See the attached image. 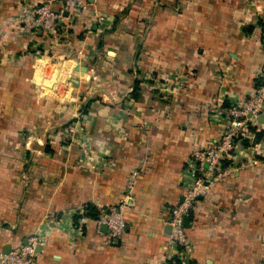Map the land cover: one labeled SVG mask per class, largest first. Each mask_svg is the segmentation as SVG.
Wrapping results in <instances>:
<instances>
[{
	"label": "crops",
	"instance_id": "1",
	"mask_svg": "<svg viewBox=\"0 0 264 264\" xmlns=\"http://www.w3.org/2000/svg\"><path fill=\"white\" fill-rule=\"evenodd\" d=\"M43 1L0 0V252L36 234L38 264H168L189 156L218 144L225 108L264 73V0H84L56 44L15 21ZM249 130L187 217V264H264V111ZM123 198L125 231L109 240L85 207Z\"/></svg>",
	"mask_w": 264,
	"mask_h": 264
},
{
	"label": "built area",
	"instance_id": "2",
	"mask_svg": "<svg viewBox=\"0 0 264 264\" xmlns=\"http://www.w3.org/2000/svg\"><path fill=\"white\" fill-rule=\"evenodd\" d=\"M56 2L61 8L55 7ZM86 8L87 4L84 0H44L38 5L25 9L15 21L17 25L24 23V30L33 35L36 31L44 32L56 44L65 30V13L76 14ZM260 41L264 54V34L261 35ZM33 48L35 49L34 45ZM259 80L261 85L253 89L246 101L231 104L225 108L226 129L218 144L193 152L186 162L183 173L187 183L184 188L183 201L173 208H168L169 233L166 241L172 250L168 264H176V262L187 264L190 260L191 245L187 239L183 219L188 217L197 198L206 194L209 185L219 182L231 173L232 164L224 168L221 166L224 154L234 150L236 146H242V140H249L252 137L249 128L257 123L258 117L264 111V73L260 74ZM78 143L81 145V158H87V143L85 141L80 143V140ZM258 157L264 161V147L258 150ZM250 165H252V161L246 160L239 167ZM137 175L138 173L134 171L131 176L134 178ZM125 208V199L123 198L115 205L100 209L98 217L92 220L95 231L99 233L100 228L105 226L109 240L121 238L126 227ZM78 213L83 215L82 212ZM86 221L87 218L82 217V223ZM45 245L46 236L31 235L24 244L12 247L6 254L0 252V264H38L36 250Z\"/></svg>",
	"mask_w": 264,
	"mask_h": 264
},
{
	"label": "trees",
	"instance_id": "3",
	"mask_svg": "<svg viewBox=\"0 0 264 264\" xmlns=\"http://www.w3.org/2000/svg\"><path fill=\"white\" fill-rule=\"evenodd\" d=\"M262 34H263V32H262ZM139 83H140V81H138V80H136L134 82V85H133V91L134 92L138 91ZM259 85H261V81L259 79L255 80L254 81V88H256ZM253 132H254V135H255V137H254V141L255 142H257V141H259V140L264 138V130L259 131V132H255V131H253ZM241 145L246 147L248 145L247 140H242V144ZM228 165H229V161L221 160L222 168L227 167ZM85 211L86 212H85V214L83 216L87 217L88 219L94 220V219H96L98 217V213H96L95 209L92 206H90V205L85 207ZM190 211H189L188 215L190 214ZM75 219H77V218H75ZM176 264H178V262H176Z\"/></svg>",
	"mask_w": 264,
	"mask_h": 264
},
{
	"label": "rangeland",
	"instance_id": "4",
	"mask_svg": "<svg viewBox=\"0 0 264 264\" xmlns=\"http://www.w3.org/2000/svg\"><path fill=\"white\" fill-rule=\"evenodd\" d=\"M101 20V19H100ZM64 35V34H63ZM63 35H61V37L63 38V39H65V37L63 36ZM146 76V78H148V80H153L154 82L153 83H151V82H149L148 81V87L150 88V89H152V90H156V88H157V86H156V79H154L153 77H152V75L150 74V76L148 75V74H146L145 75ZM67 81V80H66ZM68 82V81H67ZM165 85V84H164ZM66 134V136L64 135V137H63V141H65V140H68L65 144H63V146H66V147H70V144L72 143V141L71 140H73L74 142H77L78 143V140H77V137H78V134L77 135H75V136H73L72 135V133H68V132H66L65 133ZM66 137H68V138H66ZM75 137V138H74ZM69 144V145H68ZM75 144V143H74ZM79 144V143H78ZM79 146V145H78ZM80 153H81V151H80ZM15 247V246H14Z\"/></svg>",
	"mask_w": 264,
	"mask_h": 264
},
{
	"label": "water",
	"instance_id": "5",
	"mask_svg": "<svg viewBox=\"0 0 264 264\" xmlns=\"http://www.w3.org/2000/svg\"><path fill=\"white\" fill-rule=\"evenodd\" d=\"M81 66H83V65L81 64ZM78 70H79V68H78ZM81 72H83V70H81ZM259 117H260V116H259ZM187 222H188V218L185 217V218L183 219V224L186 225ZM101 228L104 229V228H106V227H105V226H102ZM10 249H11V248H5V249L2 251V253H3V254H6ZM36 251L39 252V251H40V248L38 247Z\"/></svg>",
	"mask_w": 264,
	"mask_h": 264
}]
</instances>
